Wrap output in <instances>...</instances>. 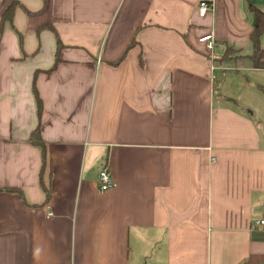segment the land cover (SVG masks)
<instances>
[{
	"label": "crops",
	"instance_id": "0c3cea01",
	"mask_svg": "<svg viewBox=\"0 0 264 264\" xmlns=\"http://www.w3.org/2000/svg\"><path fill=\"white\" fill-rule=\"evenodd\" d=\"M9 1L0 264H264V0Z\"/></svg>",
	"mask_w": 264,
	"mask_h": 264
},
{
	"label": "trees",
	"instance_id": "16d2710c",
	"mask_svg": "<svg viewBox=\"0 0 264 264\" xmlns=\"http://www.w3.org/2000/svg\"><path fill=\"white\" fill-rule=\"evenodd\" d=\"M14 3L15 1H13L10 4V6L4 10L1 16V22H3L5 19L9 17L10 13L13 10ZM252 9L255 13V28L251 34V39L254 47V51L251 58L253 60L255 67L264 68V47H262L261 45V37L262 35H264V11L254 6H252ZM58 45L59 47L61 46L60 42ZM228 51L226 52V55L227 54L231 55ZM38 134H39V127L36 129L32 137L34 138V140H37L43 146L44 144L40 139L38 138L35 139V137H37Z\"/></svg>",
	"mask_w": 264,
	"mask_h": 264
},
{
	"label": "built area",
	"instance_id": "2783aa9c",
	"mask_svg": "<svg viewBox=\"0 0 264 264\" xmlns=\"http://www.w3.org/2000/svg\"><path fill=\"white\" fill-rule=\"evenodd\" d=\"M215 10V3L213 1L202 0L198 5V13L200 16H206L210 12H214ZM201 42H205L209 49H213L214 41L213 35L208 34L200 38ZM212 160L214 161L215 158L213 157ZM98 182H99V189L101 192L109 191L116 186V182L112 176L111 170L108 164H104L98 173ZM263 224L264 220L258 221L257 224Z\"/></svg>",
	"mask_w": 264,
	"mask_h": 264
},
{
	"label": "water",
	"instance_id": "95a60500",
	"mask_svg": "<svg viewBox=\"0 0 264 264\" xmlns=\"http://www.w3.org/2000/svg\"><path fill=\"white\" fill-rule=\"evenodd\" d=\"M13 2V0H10L6 5H5V7H4V10L5 9H7L9 6H10V4ZM4 12V11H3ZM2 16V15H1Z\"/></svg>",
	"mask_w": 264,
	"mask_h": 264
}]
</instances>
